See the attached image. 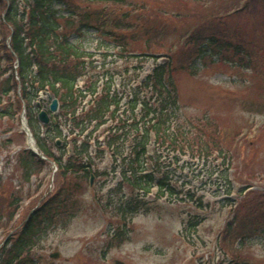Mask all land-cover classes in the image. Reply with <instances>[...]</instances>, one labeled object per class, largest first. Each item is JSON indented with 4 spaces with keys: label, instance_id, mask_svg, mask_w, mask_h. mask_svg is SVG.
<instances>
[{
    "label": "trees",
    "instance_id": "1",
    "mask_svg": "<svg viewBox=\"0 0 264 264\" xmlns=\"http://www.w3.org/2000/svg\"><path fill=\"white\" fill-rule=\"evenodd\" d=\"M188 1L183 6L192 10L188 8L191 4L199 6L197 3L203 0ZM204 5L206 10L199 6L202 16L195 13L186 16L182 11L178 12V22L187 21L194 24V28L183 32L179 49L166 54L169 57L167 62L157 64L137 87L128 89L129 95L120 97L114 91L113 76L110 82L106 80L112 72L107 71L105 77L93 72L96 70L90 60L93 55L71 38L96 32L114 47L121 48L122 58L153 56L158 52L152 49L178 31V24L171 27L168 13L162 9L157 11L140 0H0V10H3L0 16V118L14 119L25 104L28 124L40 149L58 166L56 184L61 187L20 226L14 227L13 233L0 247V264H52L44 262V256L38 254L44 249L40 241L58 215L72 218L67 207L74 197L75 186L70 193L68 181L87 177L92 172L94 145H97L96 152L104 156L102 144L93 135L110 122L113 124L109 127L105 146L116 159L121 158L123 182L130 192L127 198L122 197L121 203L115 204L111 198L106 208L114 209L126 225L142 209L136 191L150 193L158 185L161 196L176 194L168 173L160 178L156 176L162 171L158 150L177 153L181 152L179 148L183 151L184 143L186 145L183 137L186 129L179 125L181 104L175 73L181 70L196 73L193 67L198 61L207 65L216 62V58L254 72L264 65V27L258 26L257 22L250 34L231 22L241 14L235 5L222 9L220 13L213 12L210 4ZM245 5L247 7L248 2ZM248 10L254 13L251 7ZM133 41L144 43L148 50L132 55L137 52L132 46ZM16 61L19 80L14 69ZM84 78L87 81L82 86L81 79ZM19 85L20 96L17 93ZM45 90L59 98L62 108L57 123L45 127L43 133L33 103L39 92ZM88 98L91 100L87 104ZM123 100L125 103L122 104ZM87 105H90L88 110ZM70 136L74 154L65 159L66 151L60 150L58 155L51 145L63 138L65 149ZM201 145H196L201 154L210 156V151ZM219 151L226 166L227 179V170L233 167L234 160L221 147ZM45 165L46 162L30 150L23 148L17 154L16 171L22 189L41 173ZM239 183L244 186L239 190L242 195L239 209L242 205L241 208L251 215L245 219L244 227L226 228L228 238L238 246L225 264H254L245 246L251 239H264V209L261 210V204L253 205L254 192H247L251 185ZM77 188L78 185L75 190ZM22 189L17 190L12 180L4 182L0 178V230L12 223L20 210ZM257 215L263 218L259 225L253 219ZM117 236L120 243L126 237L123 231Z\"/></svg>",
    "mask_w": 264,
    "mask_h": 264
},
{
    "label": "rangeland",
    "instance_id": "2",
    "mask_svg": "<svg viewBox=\"0 0 264 264\" xmlns=\"http://www.w3.org/2000/svg\"><path fill=\"white\" fill-rule=\"evenodd\" d=\"M140 2H147L157 8V11L162 9V12L168 13L167 19L170 20L171 27L178 24V31L172 33L171 38L167 37L152 49L163 54L157 58L159 63L168 60L164 53L179 49L183 32L194 28V24H188L187 21L178 22L176 15L179 11L186 16L193 13L202 16V8L206 10L205 3L210 4L213 12L219 13L223 12L222 9H230L235 5L241 14L233 18L232 23L242 26L250 34L254 31L252 26L257 22L258 26L264 27V0H203L197 3L202 8L191 4L188 8L192 10L183 6L188 0ZM250 7L254 13H249ZM235 13L234 11L233 14ZM72 42L82 43L86 50L96 52L94 64L100 65L98 72H116L113 78L114 82L116 78L114 88L120 95L125 90V85L130 87L132 82L136 84L134 80L150 72L156 64L149 57L120 58L119 49L112 47L96 32H89L80 39L74 36ZM132 46L138 53L148 50L142 42L133 41ZM263 66L254 72L216 58V62H209L207 65L198 61L193 67L196 73L190 70L175 73L181 104L179 125L186 129V134L183 135L186 145L184 143L183 151L178 149L181 150L176 153L179 156L178 163L169 169L179 197L165 195L156 198L154 192V195L146 196V203L142 202L143 209L140 213L132 217L126 226L123 225L116 211L106 208L108 200L111 202L110 197L116 204L120 202L124 192H127L124 189V192L118 191L122 190L119 186L122 181L113 172L112 159L108 153L104 159L99 158L95 163L96 170L100 173L94 176L93 185H89L83 177L68 181L71 185L70 193L75 186L74 198L67 207L72 218L66 216L54 221L40 241L44 249L38 254L49 258L51 253L59 252L60 257L54 260L55 264H225L238 246L228 238L226 228L244 227L245 219L251 214L241 208L242 205L240 209H232L239 199L236 193L230 199H225L228 197L225 193L227 187L217 173L221 162L217 160V151L221 147V150L229 152L235 167V171L231 173L232 179L238 178L240 182L251 185L254 191L252 203L261 204L260 208L263 210ZM40 101L43 108L50 104L48 99ZM21 128V122L0 118V177L3 180L17 176L15 155L20 147L27 144ZM200 143L202 148L210 151L209 159H205V154L202 155L200 147L196 146ZM55 171L56 168L50 165L34 180L35 184L25 186V203L18 214L20 216L16 222L8 224L2 230L0 241L10 234L11 228L21 225L45 199L60 190L61 187L58 188L56 184ZM40 182L43 183L41 188ZM17 183L16 179L12 182L16 188ZM76 185L78 190H75ZM139 198L145 197L142 195ZM229 200L233 202L230 203ZM199 204H202L201 207ZM253 217L258 225L262 223V216ZM197 222L200 225L194 227ZM125 228L128 236L123 244L117 245L108 232H113L114 235L122 233ZM245 251L253 258L254 264H264V239L249 240Z\"/></svg>",
    "mask_w": 264,
    "mask_h": 264
},
{
    "label": "water",
    "instance_id": "3",
    "mask_svg": "<svg viewBox=\"0 0 264 264\" xmlns=\"http://www.w3.org/2000/svg\"><path fill=\"white\" fill-rule=\"evenodd\" d=\"M47 97L51 101L50 111L52 112V114L57 113L58 110H59V101L57 99H55L53 96H51V95H48ZM39 119L44 124H48L50 122V117H49V115H48V113L46 111H42L40 113ZM31 138L33 140L32 135H31ZM53 256L54 257H58V254H55Z\"/></svg>",
    "mask_w": 264,
    "mask_h": 264
}]
</instances>
